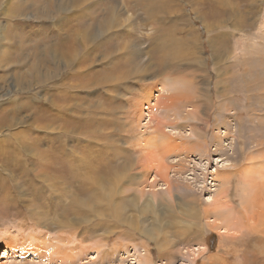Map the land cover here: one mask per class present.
Listing matches in <instances>:
<instances>
[{
  "label": "rangeland",
  "instance_id": "1",
  "mask_svg": "<svg viewBox=\"0 0 264 264\" xmlns=\"http://www.w3.org/2000/svg\"><path fill=\"white\" fill-rule=\"evenodd\" d=\"M263 29L264 0H0V264H264Z\"/></svg>",
  "mask_w": 264,
  "mask_h": 264
},
{
  "label": "bare ground",
  "instance_id": "2",
  "mask_svg": "<svg viewBox=\"0 0 264 264\" xmlns=\"http://www.w3.org/2000/svg\"><path fill=\"white\" fill-rule=\"evenodd\" d=\"M163 1V0H162ZM221 1H225V0H221ZM227 1V0H226ZM206 2V1H205ZM209 2V1H208ZM232 7V6H231ZM264 30V29H263ZM260 38H264V35H263V37H260ZM259 38V39H260ZM261 41H262V39H261ZM258 44H260V46H258L259 48H252V45H250L251 46V48L253 49H251L252 51L251 52H247V53H249L250 55H248V54H246V52H245V50L244 51H242V53H240L239 55H241V56H238V58H236L237 60H236V67H237V71H236V77H237V79L240 81V82H238L239 83V87H240V89L241 88H245L244 90H246L245 92H247V93H251V94H253V95H255L254 97L255 98H259L261 101H264V91H262V90H264V79H261V77H260V74H264V69H262V70H260V74H259V69H257L258 67H256L255 65H256V63H258V62H260V63H262L263 65H264V45H263V43H258ZM244 46V45H243ZM248 46V45H247ZM124 49V48H123ZM242 50H243V48H242ZM258 50V51H257ZM250 51V50H249ZM253 64H255L254 66L256 67H252L251 65H253ZM259 66V65H258ZM235 74V73H234ZM233 74V75H234ZM123 77V76H122ZM234 77V76H233ZM236 77H234V78H236ZM237 84V83H236ZM232 86V85H231ZM232 88V87H231ZM253 91H256V93L254 94L253 93ZM229 94V93H228ZM247 96H249V95H247ZM244 97H245V95H244ZM241 100V99H240ZM245 100V99H244ZM254 101H256V102H258V100H254ZM244 102V101H243ZM243 104V103H242ZM263 125V124H262ZM218 129H219V127L218 128H216V127H214L213 128V132H212V135H211V144L212 145H215V148H214V146H212V148L208 151V149L205 151V155H206V158H203L206 162L208 161V157L210 156H212V154L213 153H222L221 152V149H223V146H224V144H223V140H222V138L224 137V135L222 136L221 134H220V132L221 131H219V136H218V138L216 139V134H217V131H218ZM232 131V130H231ZM194 132V131H193ZM223 133V132H222ZM194 134V133H193ZM224 134V133H223ZM209 143V144H210ZM221 144H223L222 146H221ZM194 145V144H193ZM184 148V147H183ZM187 148V147H186ZM185 148V149H186ZM188 149H190L191 151H189V152H192L193 151V149H192V146H189L188 147ZM225 149V148H224ZM214 150V151H213ZM195 152V151H194ZM197 152V151H196ZM203 152V151H202ZM191 154H193V153H191ZM200 154H201V152H200ZM199 154V155H200ZM185 156H186V154H185ZM202 157H204V156H202ZM201 156H199V158L201 159L202 158ZM199 158H197V159H199ZM202 159V160H203ZM218 159V158H217ZM218 161L220 162L221 160L220 159H218ZM189 167V166H188ZM192 169V168H191ZM190 169V170H191ZM189 170V171H190ZM193 170V169H192ZM183 172V171H182ZM202 173L203 174H205L203 171H202ZM191 174V173H190ZM166 176V175H165ZM164 176V177H165ZM205 180V179H204ZM203 181V180H202ZM174 182V181H173ZM264 182V181H263ZM170 183H171V185H172V181H171V179H170ZM175 185V184H174ZM177 185V184H176ZM209 199V198H208ZM209 202H211V201H209ZM194 209V208H193ZM195 210V209H194ZM196 210L194 211V215H195V217L197 216L196 215ZM198 214H200L199 213V211H198ZM144 237H151V236H144ZM154 239V238H153ZM263 239V238H262ZM264 241V240H263ZM8 247V246H7ZM152 262V260L149 258V255H148V252H146L145 254L143 253V257H141L140 259H139V264H152L151 263ZM167 264H171L170 263V261L167 263Z\"/></svg>",
  "mask_w": 264,
  "mask_h": 264
}]
</instances>
